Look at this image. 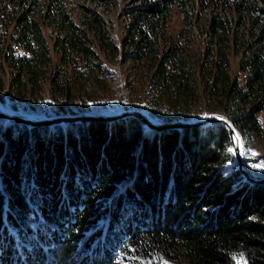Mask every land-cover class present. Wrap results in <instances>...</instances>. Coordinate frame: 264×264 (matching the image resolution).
<instances>
[{"label": "trees", "instance_id": "obj_1", "mask_svg": "<svg viewBox=\"0 0 264 264\" xmlns=\"http://www.w3.org/2000/svg\"><path fill=\"white\" fill-rule=\"evenodd\" d=\"M130 1L116 41L91 9L77 17L64 0H0V105L100 114L121 96L123 109L163 122L223 115L244 153L264 142L254 3ZM232 163L219 125L0 119V264H264V183Z\"/></svg>", "mask_w": 264, "mask_h": 264}, {"label": "water", "instance_id": "obj_2", "mask_svg": "<svg viewBox=\"0 0 264 264\" xmlns=\"http://www.w3.org/2000/svg\"><path fill=\"white\" fill-rule=\"evenodd\" d=\"M147 112V111H146ZM148 113V112H147ZM149 114V113H148ZM132 117L148 129L160 132L164 130H177L187 127H204L208 125H219L225 129L229 138L230 153L235 166L244 180L250 183H264V177H252L243 165L242 149L239 138L231 122L223 115L202 116L194 119L174 120L163 122L154 117H149L140 109H125L118 112H104L100 114H61L50 117H38L34 114H21L14 110L4 109L0 106V119L33 126H53L68 123H83L91 121L111 122L117 119Z\"/></svg>", "mask_w": 264, "mask_h": 264}, {"label": "rangeland", "instance_id": "obj_3", "mask_svg": "<svg viewBox=\"0 0 264 264\" xmlns=\"http://www.w3.org/2000/svg\"><path fill=\"white\" fill-rule=\"evenodd\" d=\"M64 1L66 2L67 7L72 9L73 15H76L77 17H79L78 14L84 13L83 8H88L98 12L107 22L108 28L112 33L114 39L116 41H119L121 37L122 29L124 27V24L126 23L121 15V11L124 9V7L130 4L131 2L130 0H106L104 2L102 0H64ZM249 2H253L255 5L254 11L251 12V16H250L252 21L255 22L254 24H250L251 31L254 32L262 28L264 32V0H249ZM260 9H263V11H261ZM232 18L235 20L236 16L232 14ZM179 27H180V23L178 20V16L175 13H173L171 15V20L169 23L170 31L175 32ZM236 28L238 33L243 32L244 37L248 36L247 35L248 30L243 31L241 29L242 25L240 23L238 26H236ZM111 68L115 70L119 80L122 81V75H123L122 69L119 68L115 63L111 64ZM124 99L125 98L121 96L116 97V99L112 101L111 105H106L108 110L105 112L114 113L125 110L122 107L124 103ZM0 106L1 108L8 109L6 107H3L2 105ZM140 110L142 111L143 109ZM14 111L21 114H34L38 117H50L34 112L25 113L17 110ZM84 114H93V113H84ZM262 125H264V121H262ZM242 156H243V165L245 168L247 167L251 173L252 171H256V176H264V142L261 139H258L248 144V148L245 151V153L242 150ZM258 159L261 162H257V163L252 162Z\"/></svg>", "mask_w": 264, "mask_h": 264}, {"label": "bare ground", "instance_id": "obj_4", "mask_svg": "<svg viewBox=\"0 0 264 264\" xmlns=\"http://www.w3.org/2000/svg\"><path fill=\"white\" fill-rule=\"evenodd\" d=\"M143 113H145L149 119H154L150 114H148L146 111H141ZM151 116V117H150ZM264 121V115L261 116V122ZM246 170L249 172V174L252 176V173L249 171V169L246 167ZM253 177V176H252ZM255 177H264V176H255Z\"/></svg>", "mask_w": 264, "mask_h": 264}, {"label": "built area", "instance_id": "obj_5", "mask_svg": "<svg viewBox=\"0 0 264 264\" xmlns=\"http://www.w3.org/2000/svg\"><path fill=\"white\" fill-rule=\"evenodd\" d=\"M253 163H257V162H261L259 159L256 161H252ZM252 176L255 177L256 176V171H252Z\"/></svg>", "mask_w": 264, "mask_h": 264}]
</instances>
